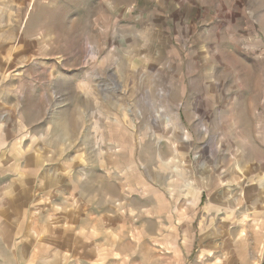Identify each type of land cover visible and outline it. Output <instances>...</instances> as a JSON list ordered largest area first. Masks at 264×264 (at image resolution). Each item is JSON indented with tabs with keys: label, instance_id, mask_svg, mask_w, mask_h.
Segmentation results:
<instances>
[{
	"label": "rangeland",
	"instance_id": "rangeland-1",
	"mask_svg": "<svg viewBox=\"0 0 264 264\" xmlns=\"http://www.w3.org/2000/svg\"><path fill=\"white\" fill-rule=\"evenodd\" d=\"M57 13L43 54L0 56V251L37 226L70 257L105 208L137 264L149 236L164 264H264V0Z\"/></svg>",
	"mask_w": 264,
	"mask_h": 264
},
{
	"label": "crops",
	"instance_id": "crops-1",
	"mask_svg": "<svg viewBox=\"0 0 264 264\" xmlns=\"http://www.w3.org/2000/svg\"><path fill=\"white\" fill-rule=\"evenodd\" d=\"M58 9L62 22L63 0H0V56L43 54L39 51L40 48H36L37 41L42 37L40 33L45 31L44 24L47 23L49 13L56 17ZM93 216V230L89 227L86 231L79 229L78 234L74 231V239L70 245L72 250L68 251V254L71 253L70 257L64 255L65 244L70 241L64 243L62 238H58V232L53 240H45L47 234L44 235L45 239H35L33 235L37 234V226L14 225L12 230L16 232L15 238L7 242L1 241L7 245L4 246L5 252L0 251V264H137L138 241L134 243L121 239V231L126 225L125 217L133 216V212L120 213L119 210L99 208ZM116 216L114 225L117 229L109 232L108 225ZM127 221L130 222V218ZM86 233L89 238L85 239ZM144 237H148V234L143 233ZM149 237L141 245L143 264H164L162 260H172L175 263L171 257L160 259L149 256L154 252V241Z\"/></svg>",
	"mask_w": 264,
	"mask_h": 264
},
{
	"label": "bare ground",
	"instance_id": "bare-ground-1",
	"mask_svg": "<svg viewBox=\"0 0 264 264\" xmlns=\"http://www.w3.org/2000/svg\"><path fill=\"white\" fill-rule=\"evenodd\" d=\"M187 140H188V139H187ZM187 140H186V141H187ZM185 165L187 166V169H188V163H187V162H185ZM186 166H185V167H186Z\"/></svg>",
	"mask_w": 264,
	"mask_h": 264
}]
</instances>
